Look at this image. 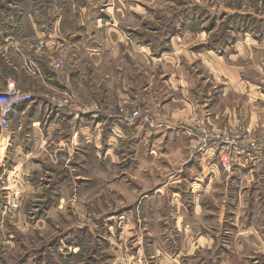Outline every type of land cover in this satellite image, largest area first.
<instances>
[{"label":"rangeland","instance_id":"rangeland-1","mask_svg":"<svg viewBox=\"0 0 264 264\" xmlns=\"http://www.w3.org/2000/svg\"><path fill=\"white\" fill-rule=\"evenodd\" d=\"M15 21L56 48L37 39L28 120L15 139L0 130V264H160L159 242L174 264H264V174L238 170L264 152L242 153L264 146V97L241 90L264 86V0H0V22ZM50 69L72 92L37 79ZM43 91L41 123L81 99L87 136L67 126L69 147L46 153L25 140ZM213 148L225 195L193 180Z\"/></svg>","mask_w":264,"mask_h":264},{"label":"crops","instance_id":"crops-1","mask_svg":"<svg viewBox=\"0 0 264 264\" xmlns=\"http://www.w3.org/2000/svg\"><path fill=\"white\" fill-rule=\"evenodd\" d=\"M23 25L24 23L23 24L21 23V25L20 23L18 24V21L12 22L9 25H5L0 22V91H3L6 88L7 84L11 82L12 80L16 83L19 89L27 93L28 92L35 93L36 86H35L34 80L31 79V82H30L29 79L27 81L23 79V76H25V73L23 70V68L25 67L23 66L25 65V63H28L27 61L31 62L34 60L38 61L37 64L39 63L40 65H45L47 63V61H45L47 60V57H43V59H39L38 58L39 52L37 51V48L36 50H34V47H33L36 44L37 39L46 38L47 40L46 34H48L49 39L47 41L48 44L46 45L48 49H46L45 52L47 53L48 51H54L56 48L55 47L56 42H54L55 41L54 35H52L50 31L43 32L41 27L38 29H35L33 27L35 30L33 31V28L31 26L32 36H29V35L26 36V35H23L24 28H21ZM41 33H42V36H41ZM59 35H61L60 32H59ZM56 40H59L57 36H56ZM60 44L62 43H58V45ZM24 60H25V63H24ZM40 78L41 80H43L44 84L46 82L47 85L49 84L55 87H58L57 85L59 81V84H63V87L65 90H67L69 93L71 91L68 87V85L70 84V77L68 76V74H66V72H64L60 77V76L55 75L54 71L50 69L49 72L47 73L44 72L42 73L40 77H37L38 80H40ZM33 79H36V78H33ZM256 86L257 85H254V84L248 85L247 83L246 84L242 83L241 90H243L244 88V91L246 90L251 91L253 88H260L262 89L260 90L262 93L261 97H264V86L262 85L261 86L258 85L257 87ZM38 93L39 94H35L38 99V104L35 107L33 106L32 115H31L33 130H32L31 135H27L25 137L27 138L25 140H28V138H30L31 136L32 141L34 140L35 142V146L39 148L43 147L44 153H46V152H51V151L58 152V151H61L67 148V146L69 147V144L66 145L65 140H64L66 139V136L64 133H65V130L68 129L67 126H70V128H72V124H74L75 126L77 125L80 131L81 137L87 136V131L89 130L88 124H87L88 122H87V119L85 118L87 115L84 114V111H82L84 108V103L81 101V99L80 100L75 99L74 103L72 102V104H74V108H77L75 112H71L67 108L68 107L67 105L64 107H58V106L52 107V108H55L56 110H53L51 113L56 112V115H53V117L51 119L49 118L46 122L41 123L43 119V112H46L48 108L49 101L47 98L49 96L44 91L38 92ZM258 95L259 93L255 94V97L253 98H257ZM260 101L264 103L263 99H256V102H260ZM29 109H31L29 106H26V107L20 106L19 108L15 109L12 112L10 116V122L13 124L11 125L12 130L10 133L11 134L10 138L15 139L16 136L22 134V129L24 128L23 123H20V125L16 128L14 122L17 120L18 121L28 120L27 116L29 115ZM100 114L101 113L98 112L97 114L90 115V117L95 119ZM103 114L104 113H102V116ZM40 115H42V117H40ZM113 117L114 116H111V115H108L107 117V120L110 121L109 123H111L112 125L114 124ZM96 120L98 121L97 123H96ZM96 120L95 121L93 120V123H96V126H98L99 122L103 123L102 117L101 119H96ZM68 131H69L68 136H70L72 130H68ZM18 149H19V152H23V149L20 146L18 147ZM216 152H217V149L213 148V150L211 149L206 153L208 154L206 156V159L205 158L203 159L205 154L202 155L203 156L202 158H199L198 163H199L200 169L197 172L194 171V174H195L194 176H196V178L193 180L198 182L199 185L201 186H207V187L212 188V191L215 189H218V191L223 192L225 195V191L227 188L231 186L232 181L230 180V176H227V180L225 179L224 181L219 180L221 178V175L222 176L226 175L224 170L220 168L217 171L215 170V168H212V166H209L212 164V162H214V156ZM240 162L241 163H239L240 165L238 167L239 169L237 167L236 168L241 172V174L245 175V177H250L252 179L253 176L255 177V174H258V173L264 174V152L258 153L257 155H255L254 160L251 161V163L247 161L245 162L240 161ZM213 169H214V173H213ZM251 183H252L251 181H246V185L250 184L251 186H257ZM223 204H225V199H224ZM217 212H218V220L224 221L225 219L224 207L219 208ZM240 220H241V223L243 224L244 223L243 219L241 218ZM245 230L246 231H257L255 230V228H251V227H246ZM210 240L213 241L214 243L216 241V237L213 236L211 237V239H209V241ZM187 243H191V242H189L188 240ZM158 244L159 245H155L154 247L157 248V249L155 248V253H157L158 255L160 254L161 256V258L159 259V261H161L160 264H174L173 262H169V260L163 257L164 251L161 248V242H159ZM188 249H192V246ZM208 250H210V247L208 248ZM118 254L120 257H122L120 250L118 251ZM115 264H126V262L124 261V259L123 261L120 259Z\"/></svg>","mask_w":264,"mask_h":264},{"label":"built area","instance_id":"built-area-1","mask_svg":"<svg viewBox=\"0 0 264 264\" xmlns=\"http://www.w3.org/2000/svg\"><path fill=\"white\" fill-rule=\"evenodd\" d=\"M57 70L63 66L62 61H57L53 65ZM36 72V71H35ZM33 101V95L30 93H24L17 89L13 82L7 84L3 91H0V130L2 132H8L10 128V116L12 112L22 105L28 104ZM67 102L61 105H54L58 107H63ZM264 149V146L257 143H249L243 149L242 153L248 158H252L253 154L257 151Z\"/></svg>","mask_w":264,"mask_h":264}]
</instances>
